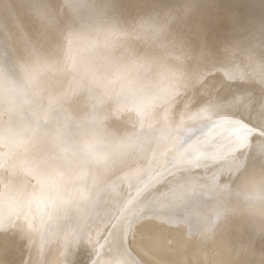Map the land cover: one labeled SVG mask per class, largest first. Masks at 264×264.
<instances>
[{
  "label": "clouds",
  "instance_id": "9594fccd",
  "mask_svg": "<svg viewBox=\"0 0 264 264\" xmlns=\"http://www.w3.org/2000/svg\"><path fill=\"white\" fill-rule=\"evenodd\" d=\"M21 2L38 35L26 36L25 55L11 66L0 62V233L57 245L69 264L114 175L139 177L183 158L189 128L215 115L220 103L214 70L258 87L254 113L261 124L264 40L237 43L224 62L212 64L211 54L176 27L190 7L125 20L114 0ZM197 96L204 100L193 108ZM76 100L78 112L71 109ZM254 160L232 156L228 181L214 176L203 186L209 215L190 237L209 243L219 225L242 223L252 240L236 245L230 264H264V250L254 247L264 239V152ZM90 264L129 260L110 251L102 262L93 253Z\"/></svg>",
  "mask_w": 264,
  "mask_h": 264
},
{
  "label": "bare ground",
  "instance_id": "6f19581e",
  "mask_svg": "<svg viewBox=\"0 0 264 264\" xmlns=\"http://www.w3.org/2000/svg\"><path fill=\"white\" fill-rule=\"evenodd\" d=\"M27 7L21 0H0V62L10 66L25 55L26 36L38 35ZM113 7L125 20L154 9L190 7L176 27L196 49L211 54L212 64L224 62L225 50L237 43L264 40V0H114ZM211 83L220 103L215 115L189 128L183 158L139 177L126 171L114 175L83 224V240L68 257L69 264H90L93 253L102 262L110 251L126 253L129 264H230L236 245L252 240L236 221L219 225L209 243L190 238L200 233L209 215L210 197L203 186L214 176L228 181L225 169L232 156L254 163L261 149L253 99L259 96L258 87L233 81L224 69L214 70ZM203 100L197 96L192 107ZM71 109L78 112L80 101H73ZM236 121L254 130L239 148ZM112 123L124 127L120 121ZM147 163L142 161L145 167ZM254 247L264 250V239L255 240ZM63 259L57 245L40 240L29 245L18 232L0 233V264H63Z\"/></svg>",
  "mask_w": 264,
  "mask_h": 264
},
{
  "label": "snow or ice",
  "instance_id": "6c2138e0",
  "mask_svg": "<svg viewBox=\"0 0 264 264\" xmlns=\"http://www.w3.org/2000/svg\"><path fill=\"white\" fill-rule=\"evenodd\" d=\"M258 117L261 119V124L257 125L259 129L264 128V106L261 107L257 113ZM237 135L235 137V148L246 146L248 141V136L253 134L254 130L248 128L242 121H236ZM261 152H264V131L259 132Z\"/></svg>",
  "mask_w": 264,
  "mask_h": 264
}]
</instances>
